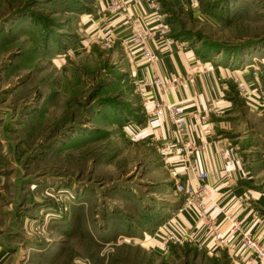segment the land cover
Listing matches in <instances>:
<instances>
[{"label": "rangeland", "instance_id": "1", "mask_svg": "<svg viewBox=\"0 0 264 264\" xmlns=\"http://www.w3.org/2000/svg\"><path fill=\"white\" fill-rule=\"evenodd\" d=\"M157 1L172 43L225 72L221 88L234 109L221 120V137L250 169L256 191H264V0ZM97 3L0 0L5 264H233L173 241L154 250L139 236L116 237V224L127 232L149 228L151 235L174 211L156 180L160 149L145 144L138 91V82L166 77L157 71L158 55L151 68L122 36L104 45L107 5L98 13ZM96 17L95 34L87 33ZM142 61L149 78L140 76ZM155 96L165 97L158 90Z\"/></svg>", "mask_w": 264, "mask_h": 264}, {"label": "crops", "instance_id": "2", "mask_svg": "<svg viewBox=\"0 0 264 264\" xmlns=\"http://www.w3.org/2000/svg\"><path fill=\"white\" fill-rule=\"evenodd\" d=\"M151 1L160 8L157 0ZM187 2L193 4L194 0H187ZM107 3L108 0H98V13L102 12ZM139 9L136 16L142 18L143 23L147 26H153V19L157 12L152 10L147 3H144ZM159 14L165 18L163 9L160 8ZM100 22L96 17L87 33L95 34ZM126 31L120 30L118 36H125ZM173 40L174 42L169 46L164 44L152 46L154 52L159 56L157 71L166 78L193 74L194 82L189 89L175 90L163 98L166 102L181 107L188 114L191 133L187 140L204 144V151L197 157L195 163L200 170L208 174L204 184L210 194L203 205L211 218L210 220L218 227L219 237L217 239L212 237L205 222H200L194 214L181 209L182 206L179 205V202L184 198L181 193L176 191V184L182 183L187 187L196 188L199 181L188 172L186 165L180 161L175 152H172L170 157L165 160L160 151L158 155H155L157 159L153 164L156 167V180L163 187L160 192H163V195L169 194L167 201L174 206L172 208L174 211L164 223L163 221L158 223L154 230L150 231L151 235L147 233L149 228L127 232L125 224L120 226L116 224V229L122 231L116 237L127 240L125 235H136L144 245L148 244L150 248L158 250L162 241L160 231L165 226L164 228L173 231V242L177 246L195 247L193 244L182 243L185 236L192 233L197 243L201 245L199 250L205 252L211 259L224 262V258H227L233 264H249L245 251L231 234V221L239 222L246 232L264 244V191H256L250 169L245 166L240 154L228 142L229 139L221 137L224 136L221 129L226 127L227 123V121L221 122V120L230 115L234 109L228 100V92H224L221 88V79L226 77L225 72L217 65L213 67L214 62L209 63L205 60L202 62L200 55L191 47ZM139 65H141L140 76L151 77V72L143 61ZM197 69H204V71L197 72ZM222 115L224 116L221 117ZM144 126L146 127L144 130L146 147L153 145L161 149L175 139L174 129L166 118H162L152 125L144 123ZM207 129L209 130L208 134ZM164 186L167 188L166 192ZM229 217L231 220L228 219ZM6 255L5 250H2L0 246V264H5L9 259Z\"/></svg>", "mask_w": 264, "mask_h": 264}, {"label": "built area", "instance_id": "3", "mask_svg": "<svg viewBox=\"0 0 264 264\" xmlns=\"http://www.w3.org/2000/svg\"><path fill=\"white\" fill-rule=\"evenodd\" d=\"M147 3L152 10L157 12L154 17V25L147 26L142 18L136 16L141 6ZM159 6L151 0H108L107 15L102 20L101 37L107 47H112L118 39L120 30H129L128 35L122 36L121 43L134 54L139 53L141 58L151 68L158 62L157 54L152 49L153 44H164L169 46L172 40L168 37L169 29L163 22L162 15L159 14ZM199 72V71H198ZM194 82L193 74L173 76L163 78L154 75L150 79L138 82V91L143 98V105L146 110V124L152 125L160 119L166 118L175 132L173 142H168L160 149L161 156L166 160L172 152H175L180 161L186 165L187 170L192 174L199 184L196 188L187 187L182 183L176 184V191L183 195V205L181 209L194 214L200 222L207 224L212 237H219L218 227L210 220V216L204 208V201L209 197V189L204 184L208 178L205 171L199 169L195 160L204 151V144L188 141L187 137L191 133L188 123V115L184 110L174 103L159 100L155 96V91L163 92L164 96H169L177 89L187 90ZM240 92H245L244 85L239 86ZM206 123L205 118H203ZM207 134L209 130L207 129ZM264 196V192H263ZM228 219L231 220L229 217ZM165 227V226H164ZM162 228V241L166 243L174 241L173 231ZM231 234L245 251L246 259L249 264H264V244L260 243L253 235L246 232L242 225L231 221ZM183 244H193L200 249L192 233L185 236ZM164 244V243H163Z\"/></svg>", "mask_w": 264, "mask_h": 264}]
</instances>
